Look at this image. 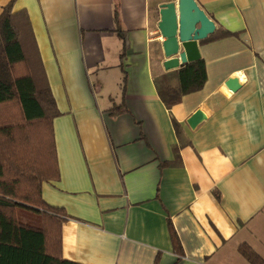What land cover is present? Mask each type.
I'll use <instances>...</instances> for the list:
<instances>
[{
	"label": "crops",
	"instance_id": "obj_1",
	"mask_svg": "<svg viewBox=\"0 0 264 264\" xmlns=\"http://www.w3.org/2000/svg\"><path fill=\"white\" fill-rule=\"evenodd\" d=\"M178 1H15L60 113L42 198L65 216L66 261L250 264L242 245L264 260V0H195L216 26L208 78L169 109L156 81L184 66L165 70L158 24Z\"/></svg>",
	"mask_w": 264,
	"mask_h": 264
},
{
	"label": "trees",
	"instance_id": "obj_2",
	"mask_svg": "<svg viewBox=\"0 0 264 264\" xmlns=\"http://www.w3.org/2000/svg\"><path fill=\"white\" fill-rule=\"evenodd\" d=\"M15 1L0 16V264H77L61 254L63 212L42 198L43 184L59 179L53 121L60 113L28 16L13 12ZM115 14L118 22L117 7ZM207 78L200 59L164 75L156 85L170 109L202 89ZM19 210L38 215V225L21 222ZM239 251L250 264H264L248 245Z\"/></svg>",
	"mask_w": 264,
	"mask_h": 264
},
{
	"label": "water",
	"instance_id": "obj_3",
	"mask_svg": "<svg viewBox=\"0 0 264 264\" xmlns=\"http://www.w3.org/2000/svg\"><path fill=\"white\" fill-rule=\"evenodd\" d=\"M159 31L164 38L163 48L166 71L177 70L181 65L200 60L199 42L216 30L215 23L198 6L195 0H179L160 7ZM231 94L239 88L237 79L226 83ZM206 116L198 111L189 121L191 127L198 125Z\"/></svg>",
	"mask_w": 264,
	"mask_h": 264
},
{
	"label": "rangeland",
	"instance_id": "obj_4",
	"mask_svg": "<svg viewBox=\"0 0 264 264\" xmlns=\"http://www.w3.org/2000/svg\"><path fill=\"white\" fill-rule=\"evenodd\" d=\"M19 220L23 223H29L31 225H38V215L28 212L26 210L18 211Z\"/></svg>",
	"mask_w": 264,
	"mask_h": 264
}]
</instances>
